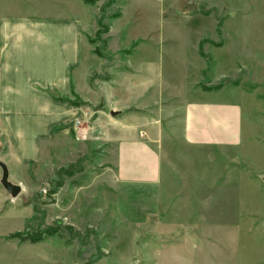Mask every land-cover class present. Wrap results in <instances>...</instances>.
<instances>
[{
	"label": "rangeland",
	"instance_id": "374dc122",
	"mask_svg": "<svg viewBox=\"0 0 264 264\" xmlns=\"http://www.w3.org/2000/svg\"><path fill=\"white\" fill-rule=\"evenodd\" d=\"M80 1L96 69L151 53L165 123L215 96L238 107V145L193 150L175 134L161 188L119 184L114 157L76 136L28 186L10 178L17 197L0 170V264H264V0Z\"/></svg>",
	"mask_w": 264,
	"mask_h": 264
},
{
	"label": "crops",
	"instance_id": "0c3cea01",
	"mask_svg": "<svg viewBox=\"0 0 264 264\" xmlns=\"http://www.w3.org/2000/svg\"><path fill=\"white\" fill-rule=\"evenodd\" d=\"M86 4L0 0V164L9 180L21 177L28 186L73 136L105 147L119 184L159 188L175 134L193 150L237 147L238 107L215 96L187 100L182 121L165 123L161 70L151 53L136 48L122 68L96 69Z\"/></svg>",
	"mask_w": 264,
	"mask_h": 264
},
{
	"label": "water",
	"instance_id": "95a60500",
	"mask_svg": "<svg viewBox=\"0 0 264 264\" xmlns=\"http://www.w3.org/2000/svg\"><path fill=\"white\" fill-rule=\"evenodd\" d=\"M2 169L1 184L12 197H17L21 192V187L13 184L9 180V170L5 164H0Z\"/></svg>",
	"mask_w": 264,
	"mask_h": 264
},
{
	"label": "trees",
	"instance_id": "16d2710c",
	"mask_svg": "<svg viewBox=\"0 0 264 264\" xmlns=\"http://www.w3.org/2000/svg\"><path fill=\"white\" fill-rule=\"evenodd\" d=\"M25 241H31L32 243H38V242H40V241H42V239H43V235H41L39 238H37V239H32V238H23Z\"/></svg>",
	"mask_w": 264,
	"mask_h": 264
},
{
	"label": "built area",
	"instance_id": "2783aa9c",
	"mask_svg": "<svg viewBox=\"0 0 264 264\" xmlns=\"http://www.w3.org/2000/svg\"><path fill=\"white\" fill-rule=\"evenodd\" d=\"M77 124H79V122H77Z\"/></svg>",
	"mask_w": 264,
	"mask_h": 264
}]
</instances>
